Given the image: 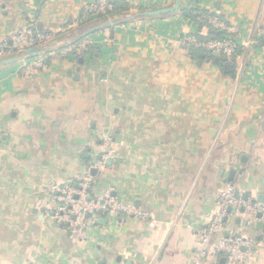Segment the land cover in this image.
<instances>
[{
    "label": "crops",
    "instance_id": "1",
    "mask_svg": "<svg viewBox=\"0 0 264 264\" xmlns=\"http://www.w3.org/2000/svg\"><path fill=\"white\" fill-rule=\"evenodd\" d=\"M93 1L0 0V44L28 26L53 36L0 66V264H234L200 256L198 231L230 186L264 202V0H181L156 17L142 13L175 0H118L99 17L83 11ZM211 29L235 46L228 71L185 50ZM86 175L93 196L147 217L96 213L72 240L51 188ZM222 227L253 242L243 264H264V220L229 209Z\"/></svg>",
    "mask_w": 264,
    "mask_h": 264
},
{
    "label": "built area",
    "instance_id": "2",
    "mask_svg": "<svg viewBox=\"0 0 264 264\" xmlns=\"http://www.w3.org/2000/svg\"><path fill=\"white\" fill-rule=\"evenodd\" d=\"M83 11L88 16L99 17L112 12L113 5L107 0H97L87 3ZM211 23L218 26L214 21H211ZM52 39L53 36L51 34L41 33L33 26L25 27L14 32L8 40L0 44V59L15 56L27 49L41 48ZM89 45H91L89 41H84L78 46L64 49L61 54L64 55L71 50L79 54L88 49ZM184 47L187 52L190 47L203 49L210 53L217 52L226 56L228 61L235 58V46L228 38L199 41L195 37H190L185 40ZM23 59L25 60L26 58ZM26 60H31V58ZM30 62H26V65H30L25 68L24 75H29L36 68L42 66L40 60L33 63ZM112 145L113 143L108 140V148ZM108 153L111 155L113 150L109 149ZM89 182L90 179L86 175L69 181L60 188H51V191L57 194V207L54 219L68 229L72 240H79L84 235L85 229L92 223L91 217H94L98 212L116 215L119 223L124 222L129 217L139 219L147 217L140 209L120 202L109 196V194L93 196ZM234 193V186H230L220 195L218 212L207 227L198 231V244L201 249L200 256L204 255L206 251L212 250L224 255L229 263L243 264L252 254L253 242L240 236L224 233L222 221L229 209L237 212L242 210L252 218L260 214L261 220H264V202H252L236 197ZM193 264H200L199 259L194 261Z\"/></svg>",
    "mask_w": 264,
    "mask_h": 264
},
{
    "label": "water",
    "instance_id": "3",
    "mask_svg": "<svg viewBox=\"0 0 264 264\" xmlns=\"http://www.w3.org/2000/svg\"><path fill=\"white\" fill-rule=\"evenodd\" d=\"M180 1L181 0H175L171 7H164V8H158L155 10L144 11L142 15L145 17H156V16H167V15L173 14L179 9ZM40 51H41V48L24 50L21 53L13 57L2 60L0 63V66L1 65H11V64L21 61L25 57L36 56ZM213 55H214L213 61L215 63H219L220 65H222L225 71H228L229 69H231V65H228L227 63H225L227 61L226 56L222 55L219 57V54L217 52L213 53ZM211 58H212V55L208 54V59L210 60ZM97 214H100V212H98ZM257 217L260 218V214L257 215Z\"/></svg>",
    "mask_w": 264,
    "mask_h": 264
},
{
    "label": "trees",
    "instance_id": "4",
    "mask_svg": "<svg viewBox=\"0 0 264 264\" xmlns=\"http://www.w3.org/2000/svg\"><path fill=\"white\" fill-rule=\"evenodd\" d=\"M108 2H110L112 5H113V11L106 14V15H112V14H118L121 10H125V4L121 1H118V0H107ZM184 12L186 13V16L188 17H192V18H195L196 19V14L195 13H201V14H204V11L203 10H200V9H194L192 11H187V10H184ZM195 14V15H194ZM203 19V18H201ZM203 21V20H202ZM213 39L215 40H223L221 38L222 36V33L220 32H216L215 30L211 29V32H210ZM194 47H190L189 51L191 49H193ZM206 52V51H205Z\"/></svg>",
    "mask_w": 264,
    "mask_h": 264
}]
</instances>
